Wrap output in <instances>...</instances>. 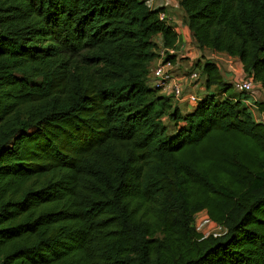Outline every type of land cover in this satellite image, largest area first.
Instances as JSON below:
<instances>
[{"label":"trees","instance_id":"obj_1","mask_svg":"<svg viewBox=\"0 0 264 264\" xmlns=\"http://www.w3.org/2000/svg\"><path fill=\"white\" fill-rule=\"evenodd\" d=\"M147 1L0 0V264H264L252 92L212 61L190 112L154 88L180 37ZM179 4L196 47L264 89V0Z\"/></svg>","mask_w":264,"mask_h":264},{"label":"crops","instance_id":"obj_2","mask_svg":"<svg viewBox=\"0 0 264 264\" xmlns=\"http://www.w3.org/2000/svg\"><path fill=\"white\" fill-rule=\"evenodd\" d=\"M179 1L180 0H148L147 3L152 8L166 7L168 13L172 17V26L179 35L181 42L186 43L185 50L183 49L181 53L178 54L177 66L175 68V82L182 83L183 89L181 97H176L173 90H162L160 92L172 96L175 105L179 106L183 113H187L192 111L197 104L188 99L189 94L194 93L199 97H204L215 88L214 85L210 88L206 85L205 75L203 73V65L205 62H215L219 66L223 79L232 84L235 80L244 79L247 76L243 70L242 63L237 58L231 57L225 52H214L209 48L203 50L197 47L189 48L190 44H187V40L188 37H190V32L185 23V12L181 8ZM157 41L159 44L163 43L161 35L157 36ZM194 70L198 72V77L195 80H191L189 75L190 72ZM248 103L253 106V111L257 118L264 122V110L260 112L258 109L262 105L264 107V89L259 83H257L256 89L250 94Z\"/></svg>","mask_w":264,"mask_h":264},{"label":"built area","instance_id":"obj_3","mask_svg":"<svg viewBox=\"0 0 264 264\" xmlns=\"http://www.w3.org/2000/svg\"><path fill=\"white\" fill-rule=\"evenodd\" d=\"M168 17L166 12L160 13V18L165 19ZM171 18V17H170ZM169 18V19H170ZM169 21V20H168ZM172 21H169L170 24ZM175 30V28H174ZM176 31V30H175ZM178 44L173 48H165L161 47L159 50V56L155 60L154 64L151 66V84L154 88L159 89L160 91L164 90H173L174 95L176 97H181L182 95V83L181 82H175L176 79V66H177V57L178 54L181 53V51L186 47V43L181 42L180 39H178ZM191 36L188 37L187 44H191ZM185 50V49H184ZM170 55H175V57H170ZM191 80H195L198 77V72L196 70L191 71L189 75ZM257 83L253 81V79H237L233 82V87L238 92H246L251 93L256 89ZM188 99L193 102H198L201 98L191 93L188 95ZM220 232L223 231V228L218 225ZM218 232V233H220Z\"/></svg>","mask_w":264,"mask_h":264},{"label":"rangeland","instance_id":"obj_4","mask_svg":"<svg viewBox=\"0 0 264 264\" xmlns=\"http://www.w3.org/2000/svg\"><path fill=\"white\" fill-rule=\"evenodd\" d=\"M190 47H192V48L195 47L196 48V45L194 44L193 40L191 41V44H190L189 48ZM207 55H209V54H207ZM235 91L236 90H235L234 87H232L231 90H230L231 93H233ZM195 225H196L197 229L201 233H203L205 235L217 234L218 232H220L219 227H218V224L214 223L210 219L207 211H201V212H198L196 214V216H195Z\"/></svg>","mask_w":264,"mask_h":264}]
</instances>
